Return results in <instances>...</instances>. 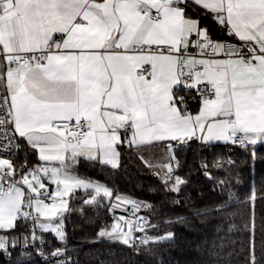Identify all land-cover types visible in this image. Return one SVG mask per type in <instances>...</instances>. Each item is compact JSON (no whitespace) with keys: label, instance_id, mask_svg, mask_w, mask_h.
I'll list each match as a JSON object with an SVG mask.
<instances>
[{"label":"snow or ice","instance_id":"6c2138e0","mask_svg":"<svg viewBox=\"0 0 264 264\" xmlns=\"http://www.w3.org/2000/svg\"><path fill=\"white\" fill-rule=\"evenodd\" d=\"M189 5L214 14L242 45L213 42L187 15ZM0 85V150L11 152L14 141L26 138L41 161L59 162L26 174L0 156V230L30 220L32 240L43 243L38 227L64 242L66 194L83 187L114 197L107 187L72 174L79 157L116 168L118 145L142 152L158 142H186L197 131L205 142H264V0H0ZM177 88L199 93L197 114L187 111ZM161 166L171 173L170 163ZM40 172L58 186L59 202H46L52 193L37 178ZM228 199L215 211L226 213ZM250 199L255 201L254 191ZM126 203L133 212L143 207ZM119 220L125 224L117 222L99 236L129 247L133 231L150 223L141 217L134 227L125 216ZM7 241L0 235V249L6 250ZM151 242L147 235L140 241ZM250 254L255 264L254 242ZM51 256L70 264L60 249Z\"/></svg>","mask_w":264,"mask_h":264},{"label":"trees","instance_id":"16d2710c","mask_svg":"<svg viewBox=\"0 0 264 264\" xmlns=\"http://www.w3.org/2000/svg\"><path fill=\"white\" fill-rule=\"evenodd\" d=\"M189 16L207 29L213 41L233 38L211 13L189 5ZM20 144V143H19ZM119 166L113 168L81 158L73 173L104 184L114 196L122 195L148 203L149 231L153 237L171 234L132 249L115 240L99 236L103 225L109 227L111 202L88 204L83 198L90 191L75 190L69 198L72 210L63 215L66 239L60 245L52 233H45L51 248H61L71 264H250L251 245H255V264H264V142L240 148L231 143H203L196 139L173 150L175 173L183 182L177 191L173 181L146 164L141 152L127 144L117 146ZM14 166L22 161L35 165L33 151L20 144L12 158ZM175 177V179H176ZM223 182V183H221ZM256 199H250L252 192ZM226 213L215 211L226 198ZM254 220L255 228L252 230ZM14 230L0 231L19 244L28 234V222L17 220ZM0 264H43L34 253H0Z\"/></svg>","mask_w":264,"mask_h":264},{"label":"built area","instance_id":"2783aa9c","mask_svg":"<svg viewBox=\"0 0 264 264\" xmlns=\"http://www.w3.org/2000/svg\"><path fill=\"white\" fill-rule=\"evenodd\" d=\"M154 11H153V13H154ZM191 39L193 41H195L197 39L196 35L193 34ZM213 42H215V41H213ZM220 43H223L225 45L240 47L243 42H236V41H232L230 39H223V40L220 41ZM191 51L192 52H196L197 51L196 48H195V45H193ZM145 68H149V67L147 65H145ZM177 92H179V95L177 97H179V96H183L184 97L186 107H188L189 104L194 102V101L202 100L201 96L199 95V93L195 89H193L192 91H188L187 89H184V88H177ZM0 94H2V93L0 92ZM186 143H187V141L186 142H181V141L174 142L173 145H172L173 146V150L178 148V147H180V146L186 145ZM13 144H14V146H13V150L11 152H5L3 150H0V156L12 159L18 153L19 148L17 150L15 145L18 144L19 147H20L19 139H17V141H14ZM233 145L238 146L240 148H247L249 146V145H247L246 147H242V146H240L238 144H233ZM26 166H27L26 162L22 161L21 164H20V167L15 168V170H16L17 173H19L21 171V169L25 168ZM171 166H172V171H171V173L168 172V175H170L172 178H174V177H176V173H175V170H174L175 167H176V162L174 160L171 161ZM91 198H96L97 199V195H95V194L87 195L86 197L83 198V202L86 203V201L88 199H91ZM53 200L58 201L57 198L52 194V197L50 199H47L46 202L51 204ZM126 200L134 201V202H136V204L142 205L143 207H140L137 211L133 212L132 211V205H130L128 203H125V207H124V209L122 211L118 212L116 210H113V212H115V214L112 216V221L117 215L121 214L122 216H125L127 218V221L129 223H131L134 227H135L137 221L141 217L145 218L147 221L150 222V219H149V216H148V213H147V210L149 208L148 203L143 202V201H139V200L133 199V198L126 199ZM125 209H128V211L126 212ZM71 210H72V207L69 206V209L67 210V212H69ZM32 214H33V216L37 215V213H35L34 210H32ZM112 221H111V223H112ZM111 223H110V226H111ZM122 224H125L124 220H123ZM109 227H105V225H103L102 228H103V230H105V229H108ZM141 227L143 228V230L133 231V236L136 239L134 240L133 246L130 247L132 249V251L137 250V248L139 246L143 245V244L140 243V241L146 235L148 237H150L151 239L153 238L152 233L148 229L149 223L141 225ZM32 228H33V224L29 220L28 221V234L25 237L28 240L25 243H22V241H20L19 244L15 243V242H8L7 241L6 250L5 249H0V253H8L9 254L14 249H16L17 247H20L22 252H25L27 254L34 253V255H36L43 264H57L56 259H54L51 256V253L54 250H56L57 248H51L50 241L45 238V233H42L38 227L35 229V231H36V234H37L38 237H42L43 243H41L40 239L32 240L31 239L32 233L30 231ZM125 230H127V229H125ZM0 235H1V233H0ZM60 250L64 253V256H66L68 258V261L70 262L71 260H70L69 256L65 253V251L63 249H60ZM63 258L64 257H61L60 259H63ZM70 264H71V262H70Z\"/></svg>","mask_w":264,"mask_h":264},{"label":"crops","instance_id":"0c3cea01","mask_svg":"<svg viewBox=\"0 0 264 264\" xmlns=\"http://www.w3.org/2000/svg\"><path fill=\"white\" fill-rule=\"evenodd\" d=\"M154 11V10H153ZM188 15V13H187ZM214 15V14H213ZM189 16V15H188ZM190 18H192L193 20H196L198 21L196 18L194 17H191L189 16ZM215 18V17H214ZM200 26V25H199ZM201 29H204L200 26ZM226 30L229 32V29L227 27H225ZM195 34V33H193ZM233 40L236 41V42H241L239 41V38L238 37H235L234 35H231ZM215 42H219L220 41H215ZM150 68V66H148ZM0 92L3 94L4 92V88H3V85H0ZM175 92H176V96L179 95V92H177V89H175ZM202 107V100L200 101H194L192 103L189 104L188 107H186L187 111L193 115L197 114L200 109ZM206 134V133H205ZM121 135L123 137V131H121ZM201 133L199 131H197L196 135L193 136L192 138L188 139V138H185L186 141H189V140H192V139H196L200 142H203V143H231V142H226V141H223V140H213V141H208V142H205L203 141L200 137H201ZM19 139V143L26 146L29 150L33 151L34 153V156H35V165L34 166H26L25 168H22L21 171H24L26 174L27 173H31L34 169H39L41 166H48V167H59V162H44V161H41L39 156V150L37 148H34L32 147L31 145L28 144L26 138H18ZM177 140H170V141H163V142H158L157 145L155 147H149V148H146L144 149L142 152H141V156L143 157V161L145 162V158L148 159V162L146 164L150 165L151 167L153 168H156L157 166V160L159 158H156L155 156V153L156 154H165L166 156H170L171 158V161H172V157H173V143L176 142ZM261 142H257L256 144H249L251 146H256L258 144H260ZM81 158H84V157H79V159ZM86 159V158H84ZM11 162L13 163V160L10 159ZM14 164V163H13ZM111 166V165H109ZM112 167V166H111ZM14 168H16L14 166ZM20 171V172H21ZM73 175H75L74 173H72ZM168 174V172L166 173ZM77 176V175H75ZM42 177V182L45 183V189L44 190H47L49 192H51L53 195H55V185L54 183L52 182L50 176H44V174L42 172H40L37 176V178H41ZM79 177V176H77ZM163 177H166L165 175H163ZM85 181H90L92 184H99L98 182L96 181H93V180H89V179H85V178H82V177H79ZM174 181L175 180V177L170 179V181ZM29 181L31 183H36V179H33L32 176H29ZM26 188V185L24 186ZM63 189V187H62ZM61 189V190H62ZM44 190H41V191H44ZM75 190H82V191H90L91 194H95V191L94 189L92 188H89V189H85L83 187H74L69 193H68V201H69V198L72 196L73 192ZM67 195V194H66ZM126 199H130V198H126ZM57 200L59 201V199L57 198ZM34 209V208H33ZM64 213L62 215H64L66 213V211H63ZM16 223V222H15ZM0 231H8V230H0ZM28 239L27 238H22L21 241L22 243H25ZM8 241H10L8 239ZM11 242H15L14 240H12ZM16 243V242H15Z\"/></svg>","mask_w":264,"mask_h":264},{"label":"rangeland","instance_id":"374dc122","mask_svg":"<svg viewBox=\"0 0 264 264\" xmlns=\"http://www.w3.org/2000/svg\"><path fill=\"white\" fill-rule=\"evenodd\" d=\"M155 156H156V158H159L158 160H157V167L155 168V170L160 174V175H165L166 176V173L168 172V168H166V167H162L161 165H165V164H171V157L170 156H166L165 154H156L155 153ZM173 159V158H172ZM145 160L148 162V159H146L145 158ZM183 182V181H182ZM99 183V182H98ZM182 183H177V181H176V179L173 181V186H172V189L173 190H175V191H177L178 190V188L180 187V185H181ZM54 185H55V192L57 191V188H58V186L54 183ZM99 185H102V186H104V187H106L104 184H101V183H99ZM62 187H63V185H60L59 186V189L61 190L62 189ZM109 189V188H108ZM100 195H102L103 196V194L101 193ZM55 196V195H54ZM122 197V198H126V197H124V196H122V195H115L114 197ZM56 197V196H55ZM108 198V197H105L107 200H109L110 202H111V209L112 210H116V211H118V212H120V211H122L123 209H124V207H125V203H126V200L125 201H122V200H116L115 198ZM56 198H58L59 199V201H60V198L59 197H56ZM68 194L67 195H65L64 197H63V202H65V203H67L68 204ZM59 201H57V202H59ZM116 205H119L118 207L116 206ZM34 210V209H33ZM34 212H35V210H34ZM36 213V212H35ZM64 213V212H63ZM62 213V214H63ZM38 215V214H37ZM63 216V215H62ZM120 216H122L121 214H119V215H117L114 219H113V221H112V223H111V226L108 228V230H110L111 229V227L115 224V223H117V222H119L120 224H122L123 223V220H119V217ZM41 220L42 221H46V218L45 217H41ZM123 225V224H122ZM63 227H64V225H63ZM102 231V230H101ZM170 233H167V234H165L164 236H162V237H160L159 235H155L153 238H154V240H158V239H161V238H170L171 237V234L169 235ZM52 235L55 237V234L54 233H52ZM56 238V237H55ZM104 239H107V240H113V239H109L107 236L106 237H103ZM56 240H57V242L60 244V245H63L64 244V242H61V241H59L57 238H56ZM115 241H118V240H115ZM61 249V248H60Z\"/></svg>","mask_w":264,"mask_h":264}]
</instances>
